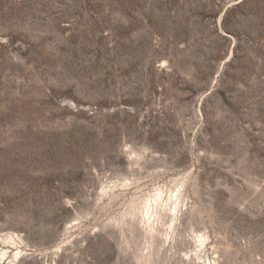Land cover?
<instances>
[{
    "label": "rangeland",
    "instance_id": "374dc122",
    "mask_svg": "<svg viewBox=\"0 0 264 264\" xmlns=\"http://www.w3.org/2000/svg\"><path fill=\"white\" fill-rule=\"evenodd\" d=\"M0 234V264H264V0H0Z\"/></svg>",
    "mask_w": 264,
    "mask_h": 264
},
{
    "label": "bare ground",
    "instance_id": "6f19581e",
    "mask_svg": "<svg viewBox=\"0 0 264 264\" xmlns=\"http://www.w3.org/2000/svg\"><path fill=\"white\" fill-rule=\"evenodd\" d=\"M15 242H16V237L14 235L3 236L0 234V244L1 243H15ZM3 255H5V253H3Z\"/></svg>",
    "mask_w": 264,
    "mask_h": 264
}]
</instances>
